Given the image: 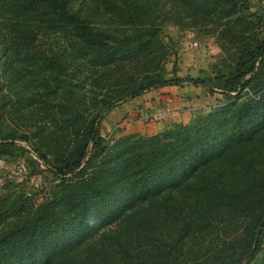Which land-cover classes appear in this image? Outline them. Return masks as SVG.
Returning a JSON list of instances; mask_svg holds the SVG:
<instances>
[{
  "label": "trees",
  "instance_id": "1",
  "mask_svg": "<svg viewBox=\"0 0 264 264\" xmlns=\"http://www.w3.org/2000/svg\"><path fill=\"white\" fill-rule=\"evenodd\" d=\"M135 1L131 32L117 34L95 29L70 0H4L0 122L8 104L31 120L18 137L0 129V158L35 165V154L58 184L38 202L0 182V264H241L250 255L264 222V15L249 0ZM185 9L221 23L225 70L181 78L175 63L172 78L163 74L165 56L153 50L161 21ZM33 19L44 26L39 40L25 25ZM89 71L114 87L106 101L84 93ZM167 87L229 103L155 137L104 135L106 113ZM247 89L255 98L236 105ZM263 244L264 227L248 264Z\"/></svg>",
  "mask_w": 264,
  "mask_h": 264
},
{
  "label": "rangeland",
  "instance_id": "2",
  "mask_svg": "<svg viewBox=\"0 0 264 264\" xmlns=\"http://www.w3.org/2000/svg\"><path fill=\"white\" fill-rule=\"evenodd\" d=\"M249 1L250 8L253 12H259L264 15V0ZM1 6L2 9L6 10H1ZM11 7L9 3L3 0L0 4V11L3 14H7ZM69 7L72 11L79 13L95 29L121 34L127 31L128 33L131 32L130 25L132 24V18L135 17L133 15L135 14L134 8H140V5L135 0H70ZM174 7L176 10L181 9L180 6ZM165 8L171 9V4H167ZM22 12V9L15 8L14 10L11 9L9 13L21 15ZM182 12L185 14L184 19H179L177 17L178 12L173 11L169 14L172 22L161 21V27L164 32L160 36L157 46L153 48L155 52L160 49L162 51L160 52L161 55L164 54L165 56L163 70L165 77L167 79L173 77L172 71L175 63L177 65L178 76L181 78H205L207 76H213L219 70H225L227 64L229 65V61L227 60L226 52L221 47L222 34L221 30L218 29L222 27L220 26L221 23L213 22L211 20L212 17H203L193 9H185ZM146 20L148 21L147 17ZM214 20L216 19L214 18ZM1 23L2 21L0 20V40H3L0 48L5 50L8 39L4 35L5 30ZM25 25H29L34 32L39 34V37H37L39 40L42 34L40 30L44 26L34 19L29 23L25 22ZM235 33L236 27L230 30L229 34L232 36H225V42L230 40ZM195 43L198 44L197 47H194ZM7 55L10 56V53H7ZM135 55L144 56L146 54L143 55V53H140ZM4 58H6L5 55L0 54V65ZM90 69L92 67H89ZM90 74L89 71L91 81L88 80L87 76L88 84L85 85L84 93H88L87 96L90 99L101 102L106 101L108 96L114 93V87L107 86V88H102L97 82L96 74L94 76ZM138 75L135 74L136 77ZM188 90V88L180 89L179 87H173L169 92L161 93L162 91H158L156 92L158 97L154 99L156 103L152 106H146L142 109L139 108L137 103L128 111L129 113L127 112L126 117L124 115V117H120L119 111L121 107L133 100L130 98L126 103L117 105L109 113L104 115L102 132L105 136H109L111 140L124 136L151 138L173 130L176 126H192L193 124H197L229 103L227 99L218 93L210 95L204 92L202 94L200 93L201 95L198 97L195 96L188 99L184 94ZM254 93L247 89L241 94V98L236 101V105L255 98ZM1 114L0 129L3 131V137H6L10 133L18 137L26 132V126L30 124L28 121L31 118L22 112L20 113L15 105L8 104ZM110 114L114 116V119L107 122L106 120L110 118ZM147 114L157 116L165 115V118L161 121L149 123L144 118ZM138 115H140V120H138ZM22 145L26 144L22 143ZM2 158H0V182L5 185L6 180L15 181L16 192H22L25 196H35L39 200L38 202H40L41 198H44L47 192L49 193L50 189L58 184L48 171L50 165L39 159L35 154L34 158L37 162L35 165H32L25 159ZM23 162L25 166H21ZM215 258L217 260L214 258L205 259L204 264H221L222 258ZM263 263L264 244L261 253L250 264ZM243 264L248 263L246 261Z\"/></svg>",
  "mask_w": 264,
  "mask_h": 264
},
{
  "label": "crops",
  "instance_id": "3",
  "mask_svg": "<svg viewBox=\"0 0 264 264\" xmlns=\"http://www.w3.org/2000/svg\"><path fill=\"white\" fill-rule=\"evenodd\" d=\"M172 88L173 87H167V88H162V89H158V90H153V91L143 95L139 100H132L130 103H127V104L123 105V107H121V109L119 111V116L124 117L126 114L129 113L128 111L132 107H134L135 104H137V103L139 105V108H142V109H144V107H146V106H149V107L152 106L154 103H156V100H154V99H157V97H158L157 96L158 94L156 92L162 91L161 93H165V92H169V90H171ZM111 116H112V114H110V116H109L110 118H108V120H106L107 122L114 119V116H112V117Z\"/></svg>",
  "mask_w": 264,
  "mask_h": 264
},
{
  "label": "built area",
  "instance_id": "4",
  "mask_svg": "<svg viewBox=\"0 0 264 264\" xmlns=\"http://www.w3.org/2000/svg\"><path fill=\"white\" fill-rule=\"evenodd\" d=\"M197 45L198 44L195 43L194 44V47H197ZM144 118H145L146 121H149V123H153L155 121H161V120H163L165 118V115H159V116H157V115H154V114H152V115L147 114V116H144ZM139 120H140V115H139ZM141 120H142V117H141ZM21 166H25L24 165V162L21 164ZM28 196H32V195H28Z\"/></svg>",
  "mask_w": 264,
  "mask_h": 264
},
{
  "label": "water",
  "instance_id": "5",
  "mask_svg": "<svg viewBox=\"0 0 264 264\" xmlns=\"http://www.w3.org/2000/svg\"><path fill=\"white\" fill-rule=\"evenodd\" d=\"M263 227H264V222L261 224V226L258 230V235H257L256 241L254 243L253 249H252L250 255L246 258V261H249L254 257L256 249H257L259 241H260V238H261V233H262ZM241 264H243V263H241Z\"/></svg>",
  "mask_w": 264,
  "mask_h": 264
}]
</instances>
